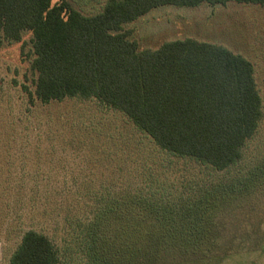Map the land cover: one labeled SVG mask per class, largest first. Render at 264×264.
I'll return each mask as SVG.
<instances>
[{"label": "trees", "instance_id": "16d2710c", "mask_svg": "<svg viewBox=\"0 0 264 264\" xmlns=\"http://www.w3.org/2000/svg\"><path fill=\"white\" fill-rule=\"evenodd\" d=\"M228 2L264 8V0H105L98 12L83 14L69 0H0V37L31 35L33 91L22 86L29 103L94 99L162 151L225 172L239 164L263 117L252 63L193 38L139 50L123 26L160 6ZM99 188L76 222L70 260L29 229L8 264H227L264 254V231L232 230L230 215L264 199V156L176 199L130 186Z\"/></svg>", "mask_w": 264, "mask_h": 264}, {"label": "rangeland", "instance_id": "374dc122", "mask_svg": "<svg viewBox=\"0 0 264 264\" xmlns=\"http://www.w3.org/2000/svg\"><path fill=\"white\" fill-rule=\"evenodd\" d=\"M69 1L83 14H94L105 3ZM123 28L130 30L139 50L193 38L220 44L249 60L262 101L257 132L243 147L236 167L216 172L162 151L125 116L94 99L41 104L34 98L29 103L22 86L33 91L31 35L23 32L20 42L0 37V264H8L21 233L29 229L46 235L70 260L76 222L91 210L101 186H130L176 199L264 156V8L235 2L165 5ZM240 209L230 214L232 230L264 231V199ZM227 264H264V254L234 256Z\"/></svg>", "mask_w": 264, "mask_h": 264}]
</instances>
